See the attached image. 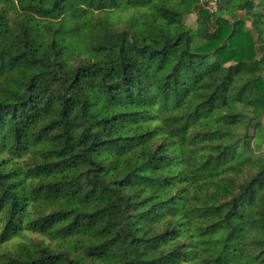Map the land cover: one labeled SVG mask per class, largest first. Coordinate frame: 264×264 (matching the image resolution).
Masks as SVG:
<instances>
[{
    "label": "trees",
    "instance_id": "obj_1",
    "mask_svg": "<svg viewBox=\"0 0 264 264\" xmlns=\"http://www.w3.org/2000/svg\"><path fill=\"white\" fill-rule=\"evenodd\" d=\"M0 264H264V0H0Z\"/></svg>",
    "mask_w": 264,
    "mask_h": 264
},
{
    "label": "rangeland",
    "instance_id": "obj_2",
    "mask_svg": "<svg viewBox=\"0 0 264 264\" xmlns=\"http://www.w3.org/2000/svg\"><path fill=\"white\" fill-rule=\"evenodd\" d=\"M186 20L188 23L196 26V15L195 14H191V15L187 16Z\"/></svg>",
    "mask_w": 264,
    "mask_h": 264
}]
</instances>
